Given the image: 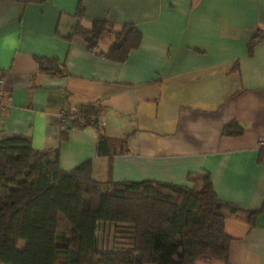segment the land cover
Wrapping results in <instances>:
<instances>
[{"label": "crops", "instance_id": "obj_1", "mask_svg": "<svg viewBox=\"0 0 264 264\" xmlns=\"http://www.w3.org/2000/svg\"><path fill=\"white\" fill-rule=\"evenodd\" d=\"M84 16L76 15L79 4ZM105 20L142 33L124 62L106 58L114 35L91 51L76 37ZM264 0H0V73L6 79L0 138L20 135L40 151L59 148L70 171L92 160L100 182L154 180L193 186L209 173L218 197L245 210L264 206ZM110 35L109 37L106 35ZM57 58L65 73L43 72ZM102 107L105 125L64 130L58 111ZM237 121L239 136L223 128ZM116 140L99 153V136ZM124 139L122 144L119 140ZM114 225L100 223L98 248L116 246ZM228 264H264V211L252 226L230 215ZM195 264H225L200 258Z\"/></svg>", "mask_w": 264, "mask_h": 264}, {"label": "trees", "instance_id": "obj_2", "mask_svg": "<svg viewBox=\"0 0 264 264\" xmlns=\"http://www.w3.org/2000/svg\"><path fill=\"white\" fill-rule=\"evenodd\" d=\"M84 14L81 2L76 15ZM106 33L114 35L104 55L112 61L124 62L142 41L134 24L114 30L105 20L94 21L90 29L79 24L68 38H79L93 51ZM263 38L257 32L250 50ZM38 61L43 72L65 73L57 58ZM77 111L85 121H70L63 136L91 125L102 107L86 103ZM243 131L231 121L222 133ZM115 142L100 135L99 153L114 151L109 145ZM263 211L264 206L245 210L222 201L207 172L192 187L154 180L100 182L93 177L92 160L65 171L59 148L40 151L20 135L0 138V264H195L204 257L228 264L233 237L225 228L227 217L244 214L253 226ZM100 223L114 225L118 246L98 248Z\"/></svg>", "mask_w": 264, "mask_h": 264}, {"label": "built area", "instance_id": "obj_3", "mask_svg": "<svg viewBox=\"0 0 264 264\" xmlns=\"http://www.w3.org/2000/svg\"><path fill=\"white\" fill-rule=\"evenodd\" d=\"M5 87H6V79L0 73V131L2 130L1 123L3 120V115L8 109L7 103L2 98V94L5 91ZM101 113L102 112L98 114L97 120H92L91 122V125L94 126L99 131L105 125V122H104V119ZM76 120H80L82 122L85 121L83 117H80L77 110L73 111V110H70L68 106H64L58 111V126L61 130H65L70 121H76ZM259 146L264 149V135L259 137Z\"/></svg>", "mask_w": 264, "mask_h": 264}, {"label": "rangeland", "instance_id": "obj_4", "mask_svg": "<svg viewBox=\"0 0 264 264\" xmlns=\"http://www.w3.org/2000/svg\"><path fill=\"white\" fill-rule=\"evenodd\" d=\"M106 36L109 37L110 35L107 34ZM113 229L116 230L115 227H114ZM23 246H24L23 243H21V244H20V247L22 248Z\"/></svg>", "mask_w": 264, "mask_h": 264}, {"label": "water", "instance_id": "obj_5", "mask_svg": "<svg viewBox=\"0 0 264 264\" xmlns=\"http://www.w3.org/2000/svg\"><path fill=\"white\" fill-rule=\"evenodd\" d=\"M136 258H137V259H139V258H140V255H139V254H137V255H136Z\"/></svg>", "mask_w": 264, "mask_h": 264}]
</instances>
